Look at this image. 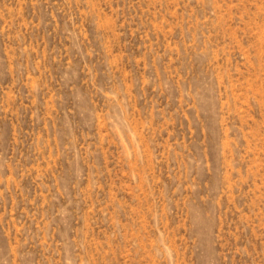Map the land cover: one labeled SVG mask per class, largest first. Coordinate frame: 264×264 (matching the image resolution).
I'll list each match as a JSON object with an SVG mask.
<instances>
[{"label": "rangeland", "instance_id": "rangeland-1", "mask_svg": "<svg viewBox=\"0 0 264 264\" xmlns=\"http://www.w3.org/2000/svg\"><path fill=\"white\" fill-rule=\"evenodd\" d=\"M0 264H264V0H0Z\"/></svg>", "mask_w": 264, "mask_h": 264}]
</instances>
